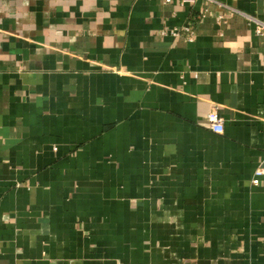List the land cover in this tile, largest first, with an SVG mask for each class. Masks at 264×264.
Masks as SVG:
<instances>
[{"label":"crops","instance_id":"1","mask_svg":"<svg viewBox=\"0 0 264 264\" xmlns=\"http://www.w3.org/2000/svg\"><path fill=\"white\" fill-rule=\"evenodd\" d=\"M221 4L264 18L0 0V264H264V36Z\"/></svg>","mask_w":264,"mask_h":264},{"label":"built area","instance_id":"2","mask_svg":"<svg viewBox=\"0 0 264 264\" xmlns=\"http://www.w3.org/2000/svg\"><path fill=\"white\" fill-rule=\"evenodd\" d=\"M170 1V0H168ZM220 6H224L226 7L228 10H231L233 12L236 13H241L243 15H245L250 22H252L255 25V32L257 35L259 36H264V18H259V17H255L252 15H248L243 13L242 11L236 9V8H232L230 6L221 4ZM224 16H220V18H223ZM164 34L166 35H172L174 37L180 36L185 34L187 36V38L190 41H193L195 39L194 37V29H193V25H187L182 29L180 28H173L170 30H164L163 31ZM209 121H210V127L211 129H213L215 132L217 133H223L224 132V119L223 117L219 114L218 109L214 108L210 114H209ZM264 175V168L260 167L256 170V177L253 180V183L255 185H258L261 183V177Z\"/></svg>","mask_w":264,"mask_h":264}]
</instances>
